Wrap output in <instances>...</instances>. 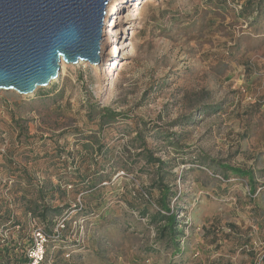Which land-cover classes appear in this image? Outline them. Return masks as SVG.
I'll return each instance as SVG.
<instances>
[{
    "label": "rangeland",
    "instance_id": "rangeland-1",
    "mask_svg": "<svg viewBox=\"0 0 264 264\" xmlns=\"http://www.w3.org/2000/svg\"><path fill=\"white\" fill-rule=\"evenodd\" d=\"M105 24L102 64L62 61L33 94L0 90L1 256L39 247L24 195L42 185L69 219L42 264H264V0H111ZM104 107L120 116L102 127ZM161 174L176 245L152 218Z\"/></svg>",
    "mask_w": 264,
    "mask_h": 264
},
{
    "label": "water",
    "instance_id": "water-1",
    "mask_svg": "<svg viewBox=\"0 0 264 264\" xmlns=\"http://www.w3.org/2000/svg\"><path fill=\"white\" fill-rule=\"evenodd\" d=\"M111 0H0V90L33 94L60 77L61 62L103 63Z\"/></svg>",
    "mask_w": 264,
    "mask_h": 264
},
{
    "label": "trees",
    "instance_id": "trees-1",
    "mask_svg": "<svg viewBox=\"0 0 264 264\" xmlns=\"http://www.w3.org/2000/svg\"><path fill=\"white\" fill-rule=\"evenodd\" d=\"M259 10V9H256ZM252 12V11H251ZM102 114L100 115V124L102 127H104L105 124L115 122L117 118L120 116V113L108 108L104 107L101 110ZM143 153L148 159V163L157 166V168H162L165 165V161L161 158H156L151 155L148 147L146 145H143L142 149ZM224 168L228 171H230L232 174H234L237 177H249L250 180H253V171L252 170H246L240 167L236 166H230L225 165ZM21 175H23L26 179L30 180L31 177L28 175V169L22 168L20 169ZM227 177V175H225ZM161 180L159 181V191H160V198L158 199L159 202V210L155 213V215L152 216L154 221L160 225L158 230L160 231L161 236L163 239L166 240V242L170 244H177V240L179 236L183 233V231L178 226V220H177V213L172 211V208L170 207L168 203V195L171 192L170 187L167 183H164L163 180V174H161ZM33 184V181L32 183ZM255 188V187H254ZM37 193L40 198L44 199V188L42 185H38L37 187ZM25 197V210L26 213H31L35 217H38L40 222L45 225V229L40 230L42 231L46 238L47 236H53L54 234L60 235L61 233H53V228L55 226V222L58 218H63V227L61 232H65L69 230V219H67L66 216V208L67 205L64 206H53L50 204H47L43 201H39L38 198L32 199L30 197H27V195H24ZM148 199L151 200L149 195H146ZM8 211V210H7ZM7 222H10L12 218L9 216L7 217ZM16 224L21 225L22 222L17 220ZM22 248V246L20 247ZM3 254L1 256L0 254V264H31L32 258L30 257V253H23L22 256L15 259L10 252L7 250L2 251ZM43 261L39 262V264H42L44 261L47 260V254L45 253L43 255Z\"/></svg>",
    "mask_w": 264,
    "mask_h": 264
},
{
    "label": "built area",
    "instance_id": "built-area-1",
    "mask_svg": "<svg viewBox=\"0 0 264 264\" xmlns=\"http://www.w3.org/2000/svg\"><path fill=\"white\" fill-rule=\"evenodd\" d=\"M36 239L38 240L37 244L39 247H37L35 251H32L33 253L30 255V257L32 258L31 264H37L36 262H38L39 258H43V251L40 247H43V241L46 240V236L42 231H37Z\"/></svg>",
    "mask_w": 264,
    "mask_h": 264
},
{
    "label": "bare ground",
    "instance_id": "bare-ground-1",
    "mask_svg": "<svg viewBox=\"0 0 264 264\" xmlns=\"http://www.w3.org/2000/svg\"><path fill=\"white\" fill-rule=\"evenodd\" d=\"M109 4V3H108ZM108 7V6H107ZM112 40V39H111ZM110 50L108 51V54H110V55H112V54H114L115 52H116V50H117V46H116V44L115 43H111L110 44ZM82 62H85V61H79V63L78 64H80V63H82ZM116 64V63H115Z\"/></svg>",
    "mask_w": 264,
    "mask_h": 264
}]
</instances>
